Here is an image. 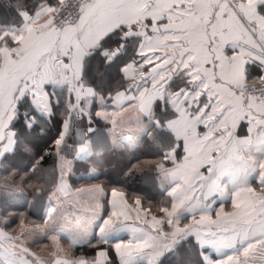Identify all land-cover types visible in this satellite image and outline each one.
<instances>
[{"label":"snow or ice","instance_id":"snow-or-ice-1","mask_svg":"<svg viewBox=\"0 0 264 264\" xmlns=\"http://www.w3.org/2000/svg\"><path fill=\"white\" fill-rule=\"evenodd\" d=\"M0 9V264H264V0ZM101 129L113 152L155 148V208L119 182L76 185L77 165L81 180L103 175ZM53 130V177L33 189L42 223H31L13 210L32 207L13 160L37 147L30 133ZM37 236L50 259L32 250Z\"/></svg>","mask_w":264,"mask_h":264},{"label":"trees","instance_id":"trees-1","mask_svg":"<svg viewBox=\"0 0 264 264\" xmlns=\"http://www.w3.org/2000/svg\"><path fill=\"white\" fill-rule=\"evenodd\" d=\"M3 10L0 9V12ZM55 135V130L51 133L41 137L39 131L30 133L28 139L36 143L37 147L30 153L22 154L14 158L13 163L16 165L15 172L23 176L28 181L25 185V191L29 194L30 201L35 204V207L29 208L27 203H13L14 211L21 213V218L30 222H41L40 215L37 210L40 208V199H33V189L46 187L51 180L50 175L45 177V170L52 169L55 166V157L45 155L43 149L50 148L54 150L51 143H45L50 136ZM94 144L93 160L97 161L95 167L97 171L102 172L103 175L95 180H81L80 175H86L85 167L77 165V174L75 183L77 186L100 182L106 187L110 182H119L120 185L126 186L130 196L142 195L145 197V205L154 206V202L159 200V194L155 193L151 188V175L149 171V163L153 160L155 148L147 141L141 142L140 145L134 149L124 148L123 150L113 152L109 147L107 138L103 136V129L96 134ZM50 142V141H49ZM43 156V159L39 157ZM132 170V174L126 176L128 170ZM19 182V181H18ZM151 198V199H149ZM185 259L193 260L186 255Z\"/></svg>","mask_w":264,"mask_h":264},{"label":"crops","instance_id":"crops-1","mask_svg":"<svg viewBox=\"0 0 264 264\" xmlns=\"http://www.w3.org/2000/svg\"><path fill=\"white\" fill-rule=\"evenodd\" d=\"M140 145V143H136V142H132V143H129V144H126V146L124 148H130V149H134L136 147H138ZM55 167V166H54ZM53 169V168H52ZM48 172V171H47ZM57 173H58V169H57ZM151 175V174H150ZM49 176V174H48ZM152 175H151V183L150 184V188L157 194H159V191L157 190V188L153 185L152 183ZM91 184H102L100 182H96V183H91ZM87 185H90V184H83V185H79V186H87ZM159 199H160V194H159ZM28 200H30L29 196H28ZM13 203H20V204H24L25 201L23 199H17L15 200ZM154 206H152L151 204L150 205H145L146 207L147 206H151L153 208L156 207V203L154 202L153 203ZM32 207L34 208L35 207V204H33L32 202ZM37 212L39 214H41L42 212V209L39 208L37 210ZM31 223H42L41 222H31ZM18 230V229H17ZM36 240L38 241L37 243H33L31 244V247H32V250L41 258L43 259H50V253L54 250V246H53V243L50 239H43L39 236L36 237ZM61 243L65 246V247H68L69 246V241L67 240H64L62 239L61 240ZM191 256H194V255H191Z\"/></svg>","mask_w":264,"mask_h":264},{"label":"rangeland","instance_id":"rangeland-1","mask_svg":"<svg viewBox=\"0 0 264 264\" xmlns=\"http://www.w3.org/2000/svg\"><path fill=\"white\" fill-rule=\"evenodd\" d=\"M54 168V167H53ZM48 171V172H47ZM45 177L47 178L48 177V174L50 175L49 177H50V179H52V177H53V169H47V170H45ZM193 256H191L190 255V258H192Z\"/></svg>","mask_w":264,"mask_h":264}]
</instances>
